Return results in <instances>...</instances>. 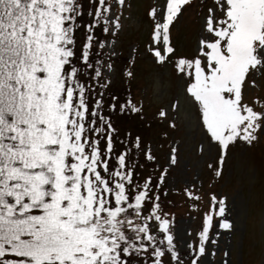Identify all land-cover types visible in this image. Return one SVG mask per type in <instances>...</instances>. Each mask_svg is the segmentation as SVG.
Returning <instances> with one entry per match:
<instances>
[{"label":"snow or ice","instance_id":"snow-or-ice-1","mask_svg":"<svg viewBox=\"0 0 264 264\" xmlns=\"http://www.w3.org/2000/svg\"><path fill=\"white\" fill-rule=\"evenodd\" d=\"M125 5L0 0V264H145V257L186 264L184 255L190 264H212L213 231L233 227L226 200L213 196L214 214L182 254L159 203L166 170L155 183L151 175L138 180L156 158L139 135H121L119 120L142 110L109 92L112 65L103 60ZM194 5L166 0L150 50L157 63L171 60L170 26ZM201 7L205 36L173 69L220 153L219 177L233 144L254 146L264 136V105L257 110L258 101L245 99L249 84L264 80V0H203Z\"/></svg>","mask_w":264,"mask_h":264},{"label":"rangeland","instance_id":"rangeland-1","mask_svg":"<svg viewBox=\"0 0 264 264\" xmlns=\"http://www.w3.org/2000/svg\"><path fill=\"white\" fill-rule=\"evenodd\" d=\"M165 3L166 0H131L130 3L126 0L122 12H118L119 26L104 48L117 61L107 62L112 65L111 71L105 70V78L111 84L109 92L121 96L123 90L131 87L146 95L144 116L152 126L135 125L129 119L128 123L135 136H147L143 142H147L144 144L156 158L152 166L158 175L167 172L164 191H169L170 200L164 205V212L181 253H187V245L195 243L205 216L214 214L212 197L215 196L226 200V216L233 227L215 228L213 238L217 243L210 245L215 255L207 259L212 264H264V136L254 146L243 142L233 144L222 165L223 174L216 176L220 153L215 145L209 147L197 108L185 92V79L173 69L178 58L196 54L199 41L205 36L202 24L207 7H201L202 0H195L193 7L185 8L174 20L169 35L174 55L160 64L150 50L155 47L153 31L162 22ZM151 5L155 16L149 13L150 18L146 19L144 14ZM160 47L162 50L163 46ZM124 66L128 67L130 76L122 74ZM256 79L257 85L253 87L250 83L246 89L245 99L258 101L259 110L264 105V80ZM161 111L166 112V117H160ZM118 123L123 135V125ZM171 124L174 126L166 129ZM173 148L176 149L174 164L170 162ZM152 233L161 235L155 226Z\"/></svg>","mask_w":264,"mask_h":264},{"label":"trees","instance_id":"trees-1","mask_svg":"<svg viewBox=\"0 0 264 264\" xmlns=\"http://www.w3.org/2000/svg\"><path fill=\"white\" fill-rule=\"evenodd\" d=\"M210 0H208V2H209ZM202 2H203V0H202ZM105 57V54H104V52H103V58ZM120 95L121 96H127V97H132L131 98V103H133V104H135L138 108H140L141 110H142V112H141V114H143V113H145V111H146V107L143 105L144 104V102H143V104H141V106H138V103H141V102H136L135 103V100L136 99H139L140 98V96H139V94H138V91L137 90H134V89H125V90H123L121 93H120ZM105 99H107V96L105 97ZM145 111H144V110ZM129 120H132V123H134L135 125L137 124V123H139V125H147V126H152V124H150V122L148 121L149 119L148 118H146V117H143L142 118V116H139V117H137V116H131L130 118H128ZM128 119H120L119 121L122 123V125H123V128H124V130L125 131H127V132H130L131 134H132V136L133 137H135V133L133 132V130H132V125H130V123H128L129 122V120ZM117 127L119 128L120 127V123H117ZM144 127V126H143ZM145 128V127H144ZM123 136V135H122ZM144 138H147V136H145ZM144 138H142V140L144 139ZM139 159H140V161H141V163H144V160H143V156L141 155L140 157H139ZM138 180L142 183L143 181H144V179L146 178V177H148L149 175H151L152 176V178H153V183H155V181L156 180H158V178H159V175H158V171H157V169L156 168H154V165L152 166V165H150V166H145L144 168H142V169H139L138 170ZM140 175V176H139ZM163 187H164V185L162 186V189L161 190H159L160 191V201H159V203H160V205H161V211H162V213H165L164 212V208H165V206L164 205H166L167 204V202L170 200V194L167 192V191H164V189H163ZM153 191L155 192L156 191V189L154 188L153 189ZM173 203V202H172ZM173 206H176V204H174L173 203ZM151 207V205L149 204L148 205V208H150ZM167 218L169 219V217L167 216ZM158 239H160V238H158ZM187 256V257H186ZM186 256H184L183 258H184V260L186 261V264H189V259H188V255H186ZM168 258L167 257H165V264H167L166 262L168 261L167 260ZM147 261H148V258L147 257H145L144 258V262H145V264H147ZM132 264H137V261H133L132 262Z\"/></svg>","mask_w":264,"mask_h":264}]
</instances>
